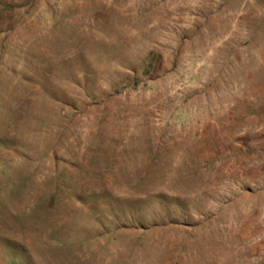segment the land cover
Returning a JSON list of instances; mask_svg holds the SVG:
<instances>
[{
  "label": "rangeland",
  "instance_id": "rangeland-1",
  "mask_svg": "<svg viewBox=\"0 0 264 264\" xmlns=\"http://www.w3.org/2000/svg\"><path fill=\"white\" fill-rule=\"evenodd\" d=\"M0 264H264V0H0Z\"/></svg>",
  "mask_w": 264,
  "mask_h": 264
}]
</instances>
